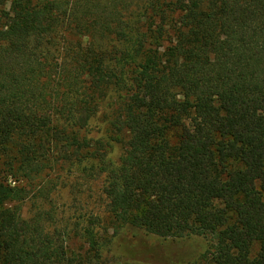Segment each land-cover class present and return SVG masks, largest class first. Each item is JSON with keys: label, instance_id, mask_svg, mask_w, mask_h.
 <instances>
[{"label": "trees", "instance_id": "trees-1", "mask_svg": "<svg viewBox=\"0 0 264 264\" xmlns=\"http://www.w3.org/2000/svg\"><path fill=\"white\" fill-rule=\"evenodd\" d=\"M0 161V264H110L126 229L133 261L201 237L194 264H264V0H0ZM66 166L105 222L59 217Z\"/></svg>", "mask_w": 264, "mask_h": 264}, {"label": "rangeland", "instance_id": "rangeland-1", "mask_svg": "<svg viewBox=\"0 0 264 264\" xmlns=\"http://www.w3.org/2000/svg\"><path fill=\"white\" fill-rule=\"evenodd\" d=\"M107 129L104 118L100 116L91 126L87 136L94 140L103 139L108 135ZM1 169L0 161V172ZM78 175L79 172L76 167L69 168L66 166L62 170L47 173V178L40 180V182H43L42 186L48 185L52 188L50 198L53 205L58 209L59 217L66 220L70 218L71 224H73L82 216L86 219V216L95 215L105 222L104 179H80ZM22 207L25 214L31 211V204L29 203L23 204ZM109 233L111 237L114 236L113 231ZM121 237H130L138 242L139 239L144 238V235L140 232L126 229L122 235L115 237V246L112 247L109 254L110 264H194L199 261L208 248V242L201 237L174 242L149 236L146 238L147 243L155 248L157 247L155 256H149L147 262L137 258L133 261L123 253L122 247L118 242ZM73 239L75 246H81L79 237L75 236Z\"/></svg>", "mask_w": 264, "mask_h": 264}]
</instances>
